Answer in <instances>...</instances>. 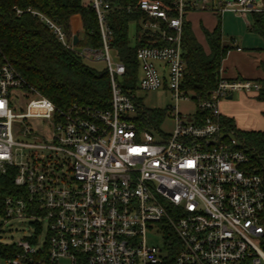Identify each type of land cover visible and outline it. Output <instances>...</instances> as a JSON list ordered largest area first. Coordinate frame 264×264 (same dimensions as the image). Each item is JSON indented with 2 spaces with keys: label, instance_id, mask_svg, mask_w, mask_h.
Masks as SVG:
<instances>
[{
  "label": "built area",
  "instance_id": "1",
  "mask_svg": "<svg viewBox=\"0 0 264 264\" xmlns=\"http://www.w3.org/2000/svg\"><path fill=\"white\" fill-rule=\"evenodd\" d=\"M91 1L101 36L95 48L74 44L77 33L68 38L47 16L17 9L18 15L37 16L85 64L103 63L111 102L108 109L74 105L58 111L50 100L36 97L17 113L13 91H29L13 67L0 66V173L14 169L18 189L4 199L0 217L30 226L26 238L0 241V264H60L62 259L65 264H264V176L236 132L223 126L219 109L231 92H260V84L221 78L209 99L197 105L192 123L178 111V102L189 100L181 88L186 15L232 11L244 16L264 6L258 0H173L175 17L160 0L116 7L144 14L140 40L146 37L151 45L136 52L137 89L167 86L176 98L173 129L157 137L149 129V110L121 86L126 66L112 55L108 22L115 9L105 0ZM28 118L48 119L51 139L15 141V124ZM166 228L179 240L172 262L147 242L148 230H157L165 249Z\"/></svg>",
  "mask_w": 264,
  "mask_h": 264
},
{
  "label": "trees",
  "instance_id": "2",
  "mask_svg": "<svg viewBox=\"0 0 264 264\" xmlns=\"http://www.w3.org/2000/svg\"><path fill=\"white\" fill-rule=\"evenodd\" d=\"M115 10L109 13L108 22L113 30L111 42L112 55L126 66V75L121 82L124 91L137 89L139 66L136 60L138 48L150 46L147 38L140 40L144 14L139 10L129 13L126 9L116 10L119 5H137L138 0H105ZM156 1V0H153ZM169 15L175 17L177 10L173 0H160ZM31 8L61 26L68 38L71 37L70 20L79 15L82 28L77 32L79 47H100L101 36L95 9L91 0H0V66L9 64L24 80V87L36 97L50 100L58 111H67L74 105L108 109L111 102V84L107 70L98 71L69 52L56 40L48 27L37 16L26 11ZM251 31L264 39V11L252 12ZM78 21V17L74 22ZM136 25L132 42L129 36L130 24ZM164 27H166L164 25ZM171 31H169L170 33ZM209 46L207 54L198 43L191 23L183 19L181 42L185 73L181 88L185 94L191 93L199 105L209 99L221 79L222 61L234 47L224 43L222 24L219 20L213 31L204 30ZM167 42H159L165 46ZM264 71V63H261ZM258 100L264 102V79L259 80ZM150 116V114H149ZM142 126L146 118L141 116ZM223 126L235 131L243 142L242 148L252 158L253 167L259 168L264 176V132H242L237 130L234 120L222 117ZM146 126V127H145ZM15 170L10 168L6 174L0 173V212L4 199L16 195L14 185ZM165 249L169 262H172L179 249V240L166 228Z\"/></svg>",
  "mask_w": 264,
  "mask_h": 264
},
{
  "label": "rangeland",
  "instance_id": "3",
  "mask_svg": "<svg viewBox=\"0 0 264 264\" xmlns=\"http://www.w3.org/2000/svg\"><path fill=\"white\" fill-rule=\"evenodd\" d=\"M264 6L263 0H258ZM193 12H207V11H193ZM208 13V12H207ZM189 15V14H188ZM230 16L229 19H226ZM195 23V28H201L200 24V16L195 15L192 17ZM198 21H197V20ZM237 22L233 19V16L226 15L222 22V30H223V40L226 43H230V40L240 38V34L238 33L237 25L234 23ZM129 36L130 39L134 40L136 25L134 23L130 24ZM197 26V27H196ZM199 27V28H198ZM204 32V31H203ZM91 68L103 71L105 70V65L103 63L98 64H88ZM124 81V78L120 80ZM15 95H11V101L13 103V110L17 113H23L26 111L27 102L31 99H35L36 96L33 93L27 92L25 90H15L13 91ZM137 99L141 104L149 110V129L152 130V133L161 137L160 133L169 134L173 129V112L175 111V107L177 105L176 98L173 96L171 90L164 86L155 91H144L136 89L134 91ZM189 100H180L178 102V111L180 113L181 119L186 123H192L194 119V115L197 112L196 102L192 99V94L188 93ZM30 130L29 134L24 133V130ZM53 134V128L48 119L43 118H28L23 120H18L13 128V136L15 141L21 143H36L41 139L50 140ZM23 152L26 149H22ZM45 153H49V151H45ZM29 224L27 221L18 220V221H8L4 223V219L0 217V241H20L23 238H26L29 232ZM43 236L40 237L41 241L46 239L47 230L42 233ZM147 242L149 245L158 246L164 255L167 252L164 249V242L160 233L157 230L147 232ZM60 264H65V260H60Z\"/></svg>",
  "mask_w": 264,
  "mask_h": 264
},
{
  "label": "crops",
  "instance_id": "4",
  "mask_svg": "<svg viewBox=\"0 0 264 264\" xmlns=\"http://www.w3.org/2000/svg\"><path fill=\"white\" fill-rule=\"evenodd\" d=\"M188 14L186 19L191 23L198 43L202 45L207 54L209 53V46L203 31L207 29L211 32L216 28L219 20L222 24L226 15L233 16V19L237 21L234 23L238 26L240 38L238 41L232 39L230 43H226L224 40L225 44L234 48L228 52L222 61L221 78L230 81L248 80L255 83L264 79V71L261 68V63H264V39L250 30L253 25L252 13H247L244 16H239L232 11H226L221 15L209 11L208 13L191 12ZM195 15L200 16L201 28L198 31H196L195 21L192 19ZM76 17H78V21L74 22ZM229 18L230 16L226 19ZM70 24L72 30L77 33L82 28L81 17L75 15L71 18ZM258 94L259 92L255 91L231 92L226 99L220 102L219 109L222 117L234 120L239 131L264 132V102L258 100Z\"/></svg>",
  "mask_w": 264,
  "mask_h": 264
},
{
  "label": "water",
  "instance_id": "5",
  "mask_svg": "<svg viewBox=\"0 0 264 264\" xmlns=\"http://www.w3.org/2000/svg\"><path fill=\"white\" fill-rule=\"evenodd\" d=\"M78 40H79V39H78V36H75V37H74V44H77V43H78Z\"/></svg>",
  "mask_w": 264,
  "mask_h": 264
}]
</instances>
